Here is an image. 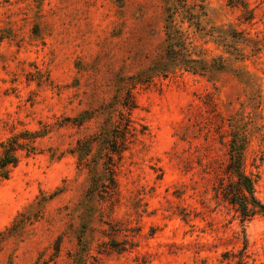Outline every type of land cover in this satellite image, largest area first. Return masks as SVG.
Segmentation results:
<instances>
[{
    "label": "rangeland",
    "instance_id": "rangeland-1",
    "mask_svg": "<svg viewBox=\"0 0 264 264\" xmlns=\"http://www.w3.org/2000/svg\"><path fill=\"white\" fill-rule=\"evenodd\" d=\"M169 14L222 70L166 68ZM234 134L264 201V0H0V264H264Z\"/></svg>",
    "mask_w": 264,
    "mask_h": 264
},
{
    "label": "trees",
    "instance_id": "trees-1",
    "mask_svg": "<svg viewBox=\"0 0 264 264\" xmlns=\"http://www.w3.org/2000/svg\"><path fill=\"white\" fill-rule=\"evenodd\" d=\"M166 22V68L178 66L191 72L202 71L203 73L212 68L222 70L223 67L221 65H215V60L213 59V65L209 62V66H206V61L195 51L190 37L181 30L170 28L172 24L170 14L167 16ZM133 106L131 105L130 108ZM118 123L121 124V120ZM130 127V121L128 120L127 123L122 125V135L114 134L109 136V143H113L114 140L121 142L120 150L116 152L118 155H120L119 151L124 150L126 147L128 139L126 135L130 132ZM18 148H20V144L18 143L17 136H11L0 142V179H6L10 167L17 164ZM244 148L245 141L242 139L241 134H234L229 142L226 180L220 179L218 183L222 197L235 208L242 220L250 219L257 214L264 217V201L256 195L255 177L251 172L246 170ZM109 153L112 156L113 153H111V150Z\"/></svg>",
    "mask_w": 264,
    "mask_h": 264
}]
</instances>
